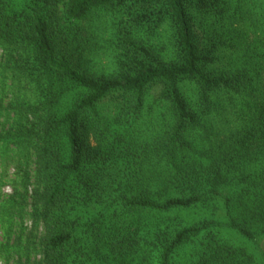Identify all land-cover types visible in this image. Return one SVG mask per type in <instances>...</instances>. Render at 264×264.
<instances>
[{"label":"trees","instance_id":"1","mask_svg":"<svg viewBox=\"0 0 264 264\" xmlns=\"http://www.w3.org/2000/svg\"><path fill=\"white\" fill-rule=\"evenodd\" d=\"M0 88L18 264H264V0H0Z\"/></svg>","mask_w":264,"mask_h":264},{"label":"rangeland","instance_id":"2","mask_svg":"<svg viewBox=\"0 0 264 264\" xmlns=\"http://www.w3.org/2000/svg\"><path fill=\"white\" fill-rule=\"evenodd\" d=\"M101 19L104 20L103 17ZM102 34L106 41L108 39L110 40L108 31H103ZM106 62H108V59L103 61V63ZM101 67L106 69L103 64H101ZM12 100L13 96L0 88V264H18L17 256L11 253V248L15 243L24 247L28 244L27 242H29V261L33 262L37 258L35 255L36 251H33L32 248V245L36 243L35 237L37 233L33 231V224L29 216L32 187L29 185L30 187L25 194V190L15 186L19 179L18 171L15 166L16 164L14 161L9 162L11 159L9 154H4L2 152V137L6 132L11 130L15 120L13 114L8 115L6 108ZM31 167L32 165H30V169ZM15 187L17 188L15 189ZM19 207L22 209L21 215L16 213V210L19 211ZM229 234L231 236L235 235L231 231H229ZM233 239L242 241L244 238L242 239L236 236L233 237ZM246 244L250 246L254 252H257L255 246L251 243L247 242ZM9 249L11 251L10 256L6 254L9 253Z\"/></svg>","mask_w":264,"mask_h":264}]
</instances>
